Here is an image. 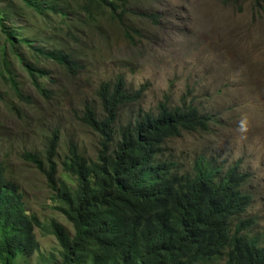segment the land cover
Listing matches in <instances>:
<instances>
[{
  "label": "rangeland",
  "instance_id": "obj_1",
  "mask_svg": "<svg viewBox=\"0 0 264 264\" xmlns=\"http://www.w3.org/2000/svg\"><path fill=\"white\" fill-rule=\"evenodd\" d=\"M61 1L72 6L39 15L20 0H0L9 25L24 28L32 46L58 48L82 66L71 76L43 56L37 61L28 45L17 44L12 51L0 19V163L7 180L20 188L28 213L45 224L57 220L74 235L72 224L55 210L43 173L23 155L45 158L48 137L57 132L58 172L72 184L62 169L69 145L93 161L102 141L79 116L89 104L101 118L97 89L121 76L126 91L141 92V100L123 109L116 131L157 113L161 103L198 107L212 119L209 130L171 139L164 159L177 162L183 172L193 171L200 158L222 171L238 168L253 196L242 218H253L252 233L264 238V0H126L122 26L118 21L109 26L96 10L79 12L78 0ZM23 62L48 72L39 81L49 97L32 84ZM35 234L41 251L26 264H44L59 249L54 236Z\"/></svg>",
  "mask_w": 264,
  "mask_h": 264
},
{
  "label": "trees",
  "instance_id": "obj_2",
  "mask_svg": "<svg viewBox=\"0 0 264 264\" xmlns=\"http://www.w3.org/2000/svg\"><path fill=\"white\" fill-rule=\"evenodd\" d=\"M20 1L39 15L72 6L67 1L62 6L61 0ZM125 4L126 0H78L76 6L79 12L96 10L110 26L120 22ZM8 14L0 11L1 32L12 51L17 44L28 45L37 61L36 56H43L71 76L81 70L63 50L32 46L24 28L9 25ZM23 64L32 84L47 96L39 77L48 72ZM2 65H9L6 58ZM10 84L19 96L14 79ZM96 94L101 118L86 104L79 119L99 134L100 150L96 161H89L76 144L69 145L62 169L72 184L57 177V132L48 137L46 162L36 154L23 156L43 173L55 210L73 225L74 235L57 220L45 224L29 215L20 188L6 179L0 163V264H26L40 253L36 231L54 236L59 246L57 255L50 261L45 258L44 264H264V238L249 230L253 219L242 218L252 201L243 193L244 177L238 169L222 171L200 158L193 171L183 172L177 162L164 159L171 139L204 133L212 119L186 102L179 108L161 103L157 113H146L116 131L121 112L137 104L141 92L129 94L119 76L101 83Z\"/></svg>",
  "mask_w": 264,
  "mask_h": 264
},
{
  "label": "clouds",
  "instance_id": "obj_3",
  "mask_svg": "<svg viewBox=\"0 0 264 264\" xmlns=\"http://www.w3.org/2000/svg\"><path fill=\"white\" fill-rule=\"evenodd\" d=\"M120 25L122 26V24L120 23ZM124 26V25H123ZM124 32H125V36L128 38V39H130V40H132L133 38H132V36H130V33H129V31H127L126 29L124 30ZM126 32H128V34H129V36H127V33ZM212 121V120H211ZM59 141V140H58ZM48 142H49V139H48ZM48 142H47V145L45 146V148H44V154H43V157H45V155H46V149H47V146H48ZM57 147H58V144H57ZM69 150V149H68ZM80 150V149H79ZM81 152V151H80ZM82 153V152H81ZM33 154V153H32ZM83 154V153H82ZM25 155V154H24ZM23 155V156H24ZM37 155V154H36ZM84 155V154H83ZM39 156V155H38ZM85 156V155H84ZM40 157V156H39ZM86 157V156H85ZM41 158V157H40ZM87 158V157H86ZM24 159V158H23ZM44 162H45V158H41ZM56 159V158H55ZM88 159V158H87ZM89 160V159H88ZM90 161V160H89ZM93 161H96V160H93ZM56 162V161H55ZM30 164V163H29ZM57 164V163H56ZM32 165V164H31ZM236 169H238V168H236ZM58 170V169H57ZM238 175H240V176H242V177H244V181H243V183H244V185H243V193L244 194H246V195H248L249 197H251V201H252V203H253V196L246 190V184H247V182H248V178H247V176L245 175V174H241L239 171H238ZM5 176H6V173H5ZM44 176V175H43ZM61 177V175L59 174V172H58V176L57 177ZM7 179V178H6ZM64 180V179H63ZM11 182V181H10ZM23 203H24V200H23ZM252 203H251V205H252ZM24 206H25V204H24ZM251 207V206H250ZM249 207V208H250ZM25 210H26V208H25ZM27 211V210H26ZM248 211H249V209H248ZM248 211H247V213H248ZM28 212V211H27ZM247 213H245V215L247 214ZM29 214V213H28ZM29 215H31V214H29ZM63 215V214H62ZM64 216V215H63ZM66 218V217H65ZM67 219V218H66ZM251 219H253V218H251ZM254 220V219H253ZM69 222V221H68ZM71 224V223H70ZM73 226V225H72ZM252 226L253 225H251V228H252ZM251 228L249 229L250 231H251Z\"/></svg>",
  "mask_w": 264,
  "mask_h": 264
}]
</instances>
